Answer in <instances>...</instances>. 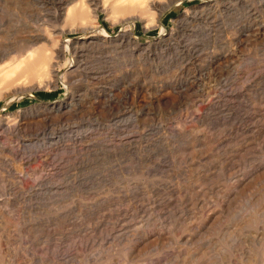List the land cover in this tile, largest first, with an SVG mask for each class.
Returning a JSON list of instances; mask_svg holds the SVG:
<instances>
[{
    "label": "rangeland",
    "instance_id": "374dc122",
    "mask_svg": "<svg viewBox=\"0 0 264 264\" xmlns=\"http://www.w3.org/2000/svg\"><path fill=\"white\" fill-rule=\"evenodd\" d=\"M263 257L264 0H0V264Z\"/></svg>",
    "mask_w": 264,
    "mask_h": 264
},
{
    "label": "bare ground",
    "instance_id": "6f19581e",
    "mask_svg": "<svg viewBox=\"0 0 264 264\" xmlns=\"http://www.w3.org/2000/svg\"><path fill=\"white\" fill-rule=\"evenodd\" d=\"M263 258H264V257H263ZM263 258H262V259H263ZM250 260H251V259H250ZM263 260H264V259H263Z\"/></svg>",
    "mask_w": 264,
    "mask_h": 264
}]
</instances>
